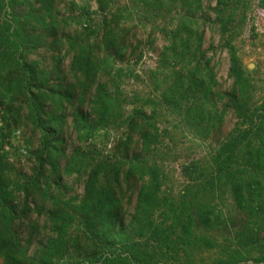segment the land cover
Masks as SVG:
<instances>
[{
  "label": "trees",
  "instance_id": "obj_1",
  "mask_svg": "<svg viewBox=\"0 0 264 264\" xmlns=\"http://www.w3.org/2000/svg\"><path fill=\"white\" fill-rule=\"evenodd\" d=\"M258 1L264 8V0ZM57 2L0 0V264H194V251L214 249L220 251L215 264H264V111H250L247 74L234 44L248 18V1L216 0L213 8V24L220 28L235 81L231 104L248 126L236 129L219 145L212 155L211 171L197 162L187 167L191 179H206L199 188L188 185L178 200L161 196L162 169L143 155L153 151L161 134L153 121L156 112L146 115L147 102L138 104L139 97L123 122L130 127L137 120L142 122V153L129 155L131 137L121 140L120 155L88 157L77 149L64 173L84 176L83 195L55 193L52 184L61 187L62 130L68 107L73 109V129L81 141L94 137L100 127L121 124L125 101L119 88L111 93L109 83L100 80L106 74L114 82L125 71L117 60H123L128 48L129 20L162 19L159 30L169 44L160 55V69L175 65L177 69L167 76L172 81L158 103L173 107L183 123L196 131L209 129L214 117L208 109L215 107L211 101L214 81L210 73L203 72L200 62L204 31L198 15L203 0H128L118 7L99 0L102 19L94 24L92 13L83 9L76 19L79 23L84 17L90 20L84 37L70 35L64 38L65 43L62 40L73 54L72 83L63 78L60 58L50 71L28 59L74 19L60 18ZM141 58L137 55V60ZM154 82L157 90L161 88L157 77ZM91 92V112L84 114L80 108ZM23 110L26 121L41 134L31 174L12 164L4 148L19 127ZM201 121L209 124L196 128ZM136 179L143 183L138 188L135 213L125 226V191H134ZM224 197L231 201L228 218L218 208ZM47 205L46 225L51 235L31 255L34 237L24 240L18 224L35 211L43 214ZM238 217L242 219L236 225ZM227 219L236 227L233 248L207 235L221 231Z\"/></svg>",
  "mask_w": 264,
  "mask_h": 264
},
{
  "label": "rangeland",
  "instance_id": "obj_2",
  "mask_svg": "<svg viewBox=\"0 0 264 264\" xmlns=\"http://www.w3.org/2000/svg\"><path fill=\"white\" fill-rule=\"evenodd\" d=\"M112 1V2H111ZM249 13L246 22L240 26L239 34L234 44L237 48V54L242 66L245 68L248 79V99L251 113L264 111V8L258 6V0H247ZM75 4V6H72ZM106 4H113L115 7L127 4L128 0H104ZM216 7V0H203V10L198 15L200 25L204 31V54L200 55V62L204 73H210L212 80V103L215 107H208L212 111L211 126L208 130L196 131L189 124L183 123V118L178 112H175L173 107L169 105H160L158 102L163 91L167 90L171 78L167 79L168 75L177 69L173 67H161L160 55L168 46L169 42L160 32L162 19L152 21H140L135 18L129 20L126 25L132 27V33L127 38L128 48L125 52L123 60H117V65L125 71L121 76H118L115 81L111 80L109 75L104 74L101 78L102 83H109L108 89L111 93H116L117 88L124 99L123 109L124 117L120 121V125H111L107 128L100 127L94 137L88 141H81L77 133L73 129V109L68 107L65 110L66 121L62 130L63 148L65 155L61 159L62 175L59 179V188L55 183L52 184L53 192L59 193L61 190L66 196L81 197L84 193V176L77 172L64 173L65 165L71 158L73 153L80 149L82 153L92 157V155H120L123 150L121 140L131 137L129 144V155L141 154L142 147L140 143V132L142 122L136 121L132 127L125 124L123 121L132 113L135 107L137 97L141 99V103L147 102L144 107L145 114L150 116L153 110V121L156 128L161 134L159 143L153 147V151L149 154H143L150 163L158 164L163 176L161 177V196L169 200H178L181 195L186 193V187L193 184L196 188L204 184L206 176H193L191 179L187 167L192 163H200L202 167L209 169L212 166V155L236 129H246L248 124L245 120L237 117L236 112L231 104V95L233 94L234 79L230 76L231 60L228 50L224 47L221 41V31L217 24H213L215 13L213 8ZM57 8L60 18L72 17L73 20L67 26H61L58 29L56 37H49L46 43L39 47L38 50L29 54V61H38L41 67L52 70L56 59L61 60L63 69V78L66 83L73 82V76L70 72L73 54L69 52L65 43L66 37L70 35L83 36L86 34V27L90 23L88 17L81 19V23L76 19L83 14V9H87L92 13V24L100 22L102 19L99 0H58ZM20 11L25 10V7L18 6ZM98 12V13H95ZM204 22L206 24L204 25ZM170 28H174L171 25ZM92 40V39H91ZM93 41V40H92ZM100 55L104 51L99 52ZM137 55H142L140 60H137ZM153 72L158 73L157 76ZM155 77L162 82L161 88L158 90L155 86ZM56 82V80H55ZM76 93V90L74 91ZM91 92L84 100L83 107L80 109L84 114L91 112ZM20 104V102H19ZM77 108V98L74 101ZM1 108V106H0ZM25 110L23 116L19 120V127L13 133L10 139H7V144L4 146L8 152L9 160L22 173L31 174L36 165L35 154L40 148L41 134L34 131L33 127L25 119ZM217 115V117H216ZM207 121H201V125L196 123V128H203ZM48 169V167H47ZM211 171V169H209ZM136 187L134 191L126 192L125 211L123 214L124 225H128L132 216L135 213L137 205L138 188L142 185L139 179L134 180ZM231 201L223 198V202H219V209L228 218ZM39 204V203H38ZM50 206L47 205V210L43 214L36 211L30 214L18 224V228L24 240H28L29 236H33V243L30 254L32 255L39 245L43 243L50 235V230L46 225L47 211ZM241 217L237 218L236 225L241 222ZM32 223L35 226L32 228ZM236 228V227H235ZM235 228L227 219L221 231H210L207 233L211 238L215 239L218 244L225 247H232L233 235ZM220 251L217 249L205 252H193L192 262L196 264H215V260L219 258ZM181 262H184V257H181Z\"/></svg>",
  "mask_w": 264,
  "mask_h": 264
}]
</instances>
